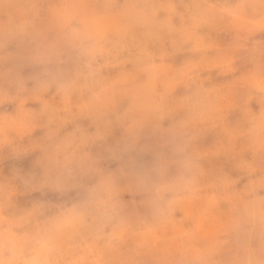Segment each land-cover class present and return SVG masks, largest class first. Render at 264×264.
<instances>
[{
    "label": "clouds",
    "instance_id": "obj_1",
    "mask_svg": "<svg viewBox=\"0 0 264 264\" xmlns=\"http://www.w3.org/2000/svg\"><path fill=\"white\" fill-rule=\"evenodd\" d=\"M0 264H264V0H0Z\"/></svg>",
    "mask_w": 264,
    "mask_h": 264
},
{
    "label": "rangeland",
    "instance_id": "obj_2",
    "mask_svg": "<svg viewBox=\"0 0 264 264\" xmlns=\"http://www.w3.org/2000/svg\"><path fill=\"white\" fill-rule=\"evenodd\" d=\"M10 166L11 165L9 163H6L5 164V172L6 173H7V170H8V168ZM17 166L24 168V170H26V171L29 170L30 169V166H31V158H28V159H26L24 161L19 162ZM36 195L38 196V194H36Z\"/></svg>",
    "mask_w": 264,
    "mask_h": 264
}]
</instances>
